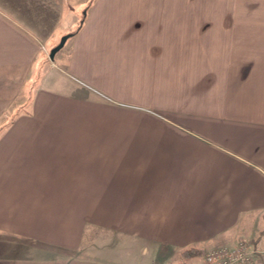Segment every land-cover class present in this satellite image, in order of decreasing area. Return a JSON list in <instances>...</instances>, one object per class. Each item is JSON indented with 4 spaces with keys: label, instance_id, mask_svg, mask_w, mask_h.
Segmentation results:
<instances>
[{
    "label": "crops",
    "instance_id": "obj_1",
    "mask_svg": "<svg viewBox=\"0 0 264 264\" xmlns=\"http://www.w3.org/2000/svg\"><path fill=\"white\" fill-rule=\"evenodd\" d=\"M86 226L264 238V0H0V254Z\"/></svg>",
    "mask_w": 264,
    "mask_h": 264
},
{
    "label": "rangeland",
    "instance_id": "obj_2",
    "mask_svg": "<svg viewBox=\"0 0 264 264\" xmlns=\"http://www.w3.org/2000/svg\"><path fill=\"white\" fill-rule=\"evenodd\" d=\"M258 241L257 247L264 250V238ZM9 245L16 249L8 252L12 256L0 254V264H189L202 255L196 249L191 257H184L182 250L139 243L94 226L84 228L82 240L73 249L40 245L23 238ZM262 257L264 260V254Z\"/></svg>",
    "mask_w": 264,
    "mask_h": 264
},
{
    "label": "built area",
    "instance_id": "obj_3",
    "mask_svg": "<svg viewBox=\"0 0 264 264\" xmlns=\"http://www.w3.org/2000/svg\"><path fill=\"white\" fill-rule=\"evenodd\" d=\"M259 254L252 240L239 239L232 245L211 248L189 264H255Z\"/></svg>",
    "mask_w": 264,
    "mask_h": 264
},
{
    "label": "water",
    "instance_id": "obj_4",
    "mask_svg": "<svg viewBox=\"0 0 264 264\" xmlns=\"http://www.w3.org/2000/svg\"><path fill=\"white\" fill-rule=\"evenodd\" d=\"M71 36V34L63 35L56 46H54L49 52V58L52 60L54 55L63 47L65 41Z\"/></svg>",
    "mask_w": 264,
    "mask_h": 264
},
{
    "label": "trees",
    "instance_id": "obj_5",
    "mask_svg": "<svg viewBox=\"0 0 264 264\" xmlns=\"http://www.w3.org/2000/svg\"><path fill=\"white\" fill-rule=\"evenodd\" d=\"M254 244H257L256 241H254ZM196 252V249L195 248H188V249H184L181 251V255L184 256V257H191L192 254H194Z\"/></svg>",
    "mask_w": 264,
    "mask_h": 264
}]
</instances>
